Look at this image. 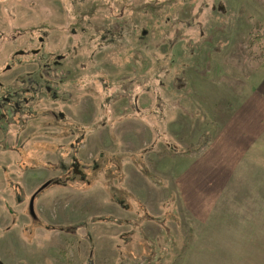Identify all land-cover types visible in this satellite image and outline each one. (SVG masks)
Masks as SVG:
<instances>
[{"label": "rangeland", "instance_id": "obj_1", "mask_svg": "<svg viewBox=\"0 0 264 264\" xmlns=\"http://www.w3.org/2000/svg\"><path fill=\"white\" fill-rule=\"evenodd\" d=\"M27 1L35 2L0 0V5L22 4L23 21L32 26L35 12ZM37 1L41 26L49 33L45 52L62 42L52 33L56 27L69 33L77 18L89 32L88 49L77 51L83 56L75 58L77 66L62 62L41 72L63 78L57 90L49 91L65 94V106L58 109L67 117L41 113V122H71L65 132H72L73 140L88 135L84 156L75 149L73 164L76 170L84 167L85 175L82 180L73 174L71 186L52 185L35 196L42 224L32 220L27 207L31 193L55 170L44 162L37 170L25 169L39 174L11 180L9 188L20 184L24 194L0 195V253L18 251L21 257L23 249L28 255L24 264H264L263 258H235L241 251L240 232L231 238L238 242L232 251L215 247L218 238L194 240L199 223L177 195V175L214 136L210 111L228 114L242 100L253 102L264 64V0ZM103 29L108 30L104 45L101 33H94ZM247 31L254 44L244 52ZM72 39L75 45L78 37ZM258 54L263 57L257 59ZM82 102L86 119L79 112ZM256 148L261 156L255 184L259 179L264 183V138ZM49 155L43 151L42 160ZM249 191L234 203L222 197L214 218L223 211L237 226L258 222L264 231V195ZM61 208L71 227L67 236L51 227L58 225ZM226 221L219 220L214 231H223ZM33 224L40 227L39 240V234L20 229ZM217 254L222 259L210 258ZM225 254L234 257L224 259Z\"/></svg>", "mask_w": 264, "mask_h": 264}, {"label": "flooded vegetation", "instance_id": "obj_2", "mask_svg": "<svg viewBox=\"0 0 264 264\" xmlns=\"http://www.w3.org/2000/svg\"><path fill=\"white\" fill-rule=\"evenodd\" d=\"M26 5L28 9H34L35 12L32 26L23 21L22 4L18 5L17 3L13 6L8 4L3 8L0 5V195L11 194L18 195V197L23 195V188L20 187V184L17 183L18 185H15L17 187L9 188V185L12 184L11 180H25L30 175L39 174V172L29 174V172H25L26 168L33 167L37 170L39 165L44 162V167L50 165L56 174L31 193L27 207L32 220L42 224V218L36 214L33 206L35 196L52 185L65 186L66 188L71 186L73 174L84 179L85 168L76 170L73 168V164L77 163L76 159L79 153L75 149H82L79 155L84 156L83 149L87 146L88 135L83 133L73 140L72 132L71 134L65 132V129H69L71 122L68 121L69 123L60 125L41 122V113L55 117V119L60 117L61 120L66 117L63 112L59 111L61 109H58V106H65V94L49 91L51 88L57 90L60 82H63V78L55 75L44 76L41 72L42 69L57 68L62 62H65L67 67L71 64L77 66L78 61L75 58H83L81 54H77V51L79 47H82V50L88 49L89 32L81 26L83 23L79 22L77 18L75 27L71 28L69 33L66 31L62 33L58 27H54L52 33L61 38L62 42L56 43L54 47H49V51L45 52L47 51L45 43L49 40V33L41 26L39 3L37 0L35 2L27 1ZM50 9L53 10V14L57 15V7L51 4ZM106 32L108 30L105 29L94 31L97 34L101 33L100 44L102 45L106 39ZM73 37H78L75 45ZM61 50L62 52H60ZM71 76H69V80H71ZM84 103H87V98ZM84 103H79L80 106L83 105L79 112L83 113L86 119L89 114L84 112ZM79 104L75 105L79 106ZM56 110H58V114L55 113ZM81 124H83L82 121ZM100 128L99 131H103V127ZM58 148L62 149L63 154ZM43 151L50 152L49 157L43 158L44 160L41 157ZM68 208L66 210L70 212L71 210ZM63 209L61 208L58 213V223L56 222L58 225L55 224L51 227L54 229L53 231L67 236L71 232V227L67 225L68 219L66 216L64 217ZM80 209L83 211L82 206ZM8 218L13 226H20L14 223L15 220L11 219L10 214ZM48 227L46 225V229ZM31 228L22 227L20 229L29 234L34 232L38 235L40 233L39 226ZM40 237L39 234L37 239L39 240ZM25 240L27 242V239ZM30 246L32 247V245ZM19 252L23 256L20 257L18 251L9 256L0 253V264H24L26 252L24 253L23 249ZM67 264H70V261Z\"/></svg>", "mask_w": 264, "mask_h": 264}, {"label": "crops", "instance_id": "obj_3", "mask_svg": "<svg viewBox=\"0 0 264 264\" xmlns=\"http://www.w3.org/2000/svg\"><path fill=\"white\" fill-rule=\"evenodd\" d=\"M260 68L262 74L258 76L257 73L259 85L257 91H254L256 94H253V102L242 100L228 114L210 111L214 136L192 164L177 175V195L199 223L200 230L194 240L204 239L205 236L211 240L218 238L215 247L232 251L235 250L233 245L238 242L231 238L237 237L235 235L240 232L241 251L235 258L242 261L264 259V231L259 230L262 224L258 227V222L250 221L241 222L237 226L223 211L216 213L218 216L214 218L213 211L217 209V204L224 201V196L228 203H234L236 198L239 201L240 197L249 195V189L253 195H264V183L260 179L257 184L254 182L257 180L256 173L260 172L257 166L260 165L261 156L258 148H254L264 138V64ZM262 165L261 171L264 174V163ZM219 220H227L221 225L223 231H214L220 225ZM206 250L211 252V248ZM232 257L225 254L224 259ZM210 258L222 259V256L217 254Z\"/></svg>", "mask_w": 264, "mask_h": 264}, {"label": "trees", "instance_id": "obj_4", "mask_svg": "<svg viewBox=\"0 0 264 264\" xmlns=\"http://www.w3.org/2000/svg\"><path fill=\"white\" fill-rule=\"evenodd\" d=\"M253 35H252V32L251 31H247V34H246V39H245V45H243V51L244 52H247L248 50H249V48H252L253 47V44H254V41H253V43H251V41H252V39H253V37H252ZM254 40V39H253ZM241 46H242V44H241ZM242 51V50H241ZM250 53V52H249ZM250 54H252V53H250ZM261 57H263L262 55H260V54H258V58L257 59H259V58H261ZM255 60H257L256 59V57L254 58ZM250 60H253L252 58L250 59ZM255 60H253V61H255ZM246 62H247V60H246Z\"/></svg>", "mask_w": 264, "mask_h": 264}]
</instances>
